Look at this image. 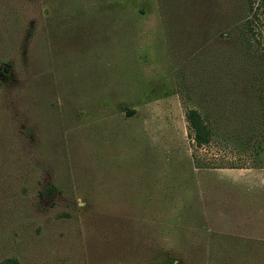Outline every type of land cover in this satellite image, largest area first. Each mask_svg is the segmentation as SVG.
Returning <instances> with one entry per match:
<instances>
[{
	"label": "rangeland",
	"instance_id": "1",
	"mask_svg": "<svg viewBox=\"0 0 264 264\" xmlns=\"http://www.w3.org/2000/svg\"><path fill=\"white\" fill-rule=\"evenodd\" d=\"M257 3L0 0V264H264Z\"/></svg>",
	"mask_w": 264,
	"mask_h": 264
},
{
	"label": "trees",
	"instance_id": "2",
	"mask_svg": "<svg viewBox=\"0 0 264 264\" xmlns=\"http://www.w3.org/2000/svg\"><path fill=\"white\" fill-rule=\"evenodd\" d=\"M257 7L260 12L264 15V0H257ZM188 3V1H187ZM184 13V12H182ZM186 15L184 14H176L175 21L177 23L181 24H196V21H193V17L187 18L185 17ZM187 20V21H186ZM233 19H229L225 15V13H222L221 15V26L222 28V33L225 34L227 33V28L234 22H232ZM247 22V21H246ZM185 119L188 125L189 133L190 136L193 140V142L197 146H201L205 143H207L210 139L211 131L204 121L200 111L196 108H188L185 112Z\"/></svg>",
	"mask_w": 264,
	"mask_h": 264
}]
</instances>
